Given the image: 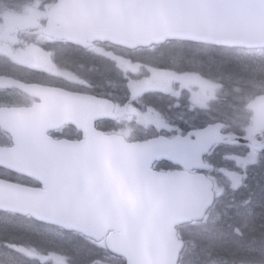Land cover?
Segmentation results:
<instances>
[{
    "label": "water",
    "instance_id": "1",
    "mask_svg": "<svg viewBox=\"0 0 264 264\" xmlns=\"http://www.w3.org/2000/svg\"><path fill=\"white\" fill-rule=\"evenodd\" d=\"M192 0H61L52 9V20L61 19V24L66 30L60 34L53 30V36L64 37L68 40L84 45L86 42L96 41L93 37H101L125 48L134 49L137 47H148L153 44H160L167 39H184L188 34L191 15H199L204 18L199 21L192 35L203 36L201 41L211 45L228 47H264V0H196L200 3L191 4ZM71 4L67 11L65 6ZM132 5V6H131ZM131 6V7H130ZM200 18V19H202ZM16 87L22 91L26 90L25 85L0 79V88ZM68 107L71 115L62 116L61 121L67 120L77 126L85 125L93 117L88 113L95 108L94 104L71 103L66 105L61 101L59 108L62 111ZM262 112L258 111L255 126L261 135H264L263 123L260 116L264 113V98L262 99ZM65 118V119H64ZM257 134L253 133L246 139H232L220 137L216 132L204 133L199 136L198 141L191 143L188 140H178L176 143H164V146H143L139 152L142 154L137 159L139 169L144 175H150L149 168L156 160H167L176 164L186 162H197L204 155L210 145L215 141L249 144L253 142ZM62 178L63 175L59 174ZM171 180L182 181L185 187H178L176 193L178 202L185 203L192 200L194 192L196 195L204 192L203 201L211 203L213 194L210 192L211 184L203 187L193 181L189 176L175 177L171 174H164ZM64 178V177H63ZM48 184L52 187L51 181ZM59 185V183H58ZM176 186V185H174ZM18 193L7 207L8 211L18 212L17 209L23 201L34 212L32 214L41 220L57 222L69 226V230L83 232L84 227H75L63 211L53 202L44 197H29ZM197 208L196 204L189 201ZM0 206L6 207V200L0 196ZM136 200L129 206L123 219V224L128 218L133 221H142L138 214ZM96 216V215H94ZM103 221L110 224L109 219L103 214L98 215ZM160 228V226H159ZM85 235L93 237L85 232ZM161 236V235H158ZM146 239L154 238L153 234H147ZM129 240V244H130ZM111 251L113 248L108 244ZM125 243L121 240L112 243L113 247L120 249ZM175 236L170 238V259L168 264H176L178 251L176 248ZM149 254V252L147 253Z\"/></svg>",
    "mask_w": 264,
    "mask_h": 264
},
{
    "label": "trees",
    "instance_id": "2",
    "mask_svg": "<svg viewBox=\"0 0 264 264\" xmlns=\"http://www.w3.org/2000/svg\"><path fill=\"white\" fill-rule=\"evenodd\" d=\"M144 52L146 53V64L151 67L200 70V72L203 71L207 75H215L218 79L221 78L226 83H229L225 84L228 87L227 91L230 93H233L236 88L237 90H243L244 93H253L258 88L264 87V76L260 72L263 68L252 66L246 61H237L225 54L221 55L212 48L202 50L194 46L172 45L170 48L161 50L158 53H153L150 50ZM59 61L63 65L77 70L82 69L88 73L92 78V83L99 89L113 91L115 85L119 82V78L113 76V67L100 58L80 54L73 49L69 51L63 49ZM259 82L261 83L259 84ZM235 96L236 100L242 99L239 95L235 94ZM224 98L228 104H225V107L221 109V115L235 119L232 112V109H235L234 104L230 103L231 99ZM234 194V197L227 199L229 204L219 205L213 209V218L217 219V223L213 225L215 232L213 234L197 232L191 241L196 243L203 255H215L220 261L228 264H231L239 256H247L248 249H251L249 251L254 254L261 245L259 240L264 241V220L260 223L261 221L255 219L258 215L264 219V197L256 199L257 211L251 215L247 211L249 195L246 185H242L239 191ZM2 216L4 218L15 217L10 214H2ZM257 222L259 224H255ZM8 223V221L0 220V242L2 239L21 241L19 237H14L12 226ZM246 225H250L251 228H248V230L254 233H251L247 238H245V233L242 236H238L235 233L236 229H239L242 234V230ZM13 228H17L18 232L24 231L26 233V236L22 237L24 242H38L44 245L58 246L61 252H66V254L70 255L68 262H73L74 264H92L102 256V250L98 248L101 245L91 242L82 236L68 233L67 237L58 241L41 235L37 228L30 225H18V227ZM18 235L23 234L18 233ZM48 251V249L44 250L45 253ZM195 254L199 255V252Z\"/></svg>",
    "mask_w": 264,
    "mask_h": 264
},
{
    "label": "bare ground",
    "instance_id": "3",
    "mask_svg": "<svg viewBox=\"0 0 264 264\" xmlns=\"http://www.w3.org/2000/svg\"><path fill=\"white\" fill-rule=\"evenodd\" d=\"M235 98L236 96L232 95L230 98V103H234L233 100ZM89 103L94 104L95 101L92 100ZM82 127L84 128V130H86L87 134L89 135L90 129L87 123L85 125H82ZM81 146L82 144L76 145V147L78 148H80ZM141 155L142 154L137 149L122 146L116 140H109L105 145H99L92 150H84L83 152L79 153L67 149H62L60 151H57L53 156L47 158V160L49 163L53 162L54 164L63 166V168H65L69 172H72L76 169L77 166H80L82 167V174H87L89 172L92 174L91 170L94 169V167L99 166L104 169L105 173L109 175L128 176L139 169L137 159ZM261 197L262 196L259 195L260 199Z\"/></svg>",
    "mask_w": 264,
    "mask_h": 264
},
{
    "label": "rangeland",
    "instance_id": "4",
    "mask_svg": "<svg viewBox=\"0 0 264 264\" xmlns=\"http://www.w3.org/2000/svg\"><path fill=\"white\" fill-rule=\"evenodd\" d=\"M0 5L3 7H9L7 9H0V11L4 12L5 15H9L12 17H26V16H28L29 19L35 18L38 13H42V14L46 15V13H47L46 10L48 7L47 0H0ZM116 61L120 67L129 66V63H127L126 59L117 58ZM131 66L134 67L135 73H140L141 71L144 70L143 69L144 67L140 64H131ZM161 78H162V80L159 83H151V82H148L147 80H143L140 83V85L139 84H137V85L142 86V87H146V88H152L155 85L163 83V84L168 85V87L170 89H172L174 87L183 88L184 85L187 84L189 88H192V89H189L191 92H195L197 90L204 91V89H205V86L202 87L201 85L194 83L193 79L188 80L187 78L182 77V76H176L174 74H164ZM260 83L261 82H259V84ZM137 85H135V84L131 85V90L133 92L139 91ZM197 87H201V88H197ZM172 93L176 94V95L178 94V93H174V92H172ZM233 102H234L233 103L234 106H236L239 102V99L236 100V98H235L233 100ZM146 116H148V118H153V116L149 113H147ZM146 116L138 113V115L135 116V119H137V121L144 127L153 126L156 128L154 120L150 122ZM144 119H147L149 121V123L145 122ZM261 188L264 189V185L259 186V188H258L259 191L261 190ZM255 219L259 220L261 222H263V220H264L259 215L256 216ZM13 227H18V225L17 224L12 225V232L15 234L14 237H19L22 240V237H25L26 233L24 231L18 232V230H16L17 228H13ZM18 233H22L23 235H18ZM54 236L57 238L59 237L58 234H54ZM22 259L26 264H44L46 261H48V260H40L36 257H22ZM50 259H53V257H50ZM59 261L60 260L57 259L55 262H59Z\"/></svg>",
    "mask_w": 264,
    "mask_h": 264
},
{
    "label": "flooded vegetation",
    "instance_id": "5",
    "mask_svg": "<svg viewBox=\"0 0 264 264\" xmlns=\"http://www.w3.org/2000/svg\"><path fill=\"white\" fill-rule=\"evenodd\" d=\"M0 20L5 21V26L8 27L9 20H8L7 17H1L0 16ZM19 24H20V27L23 25L21 22H19ZM43 25L44 24L41 23L38 26L37 32H35L33 34L34 36L38 35V32L42 29ZM17 32L18 31H13L11 33L12 34H16ZM22 41H23L22 39L14 38L13 41H12V43H13V47L12 48H16L18 46H22ZM65 49H67V51L72 50V48H67V47H65ZM79 51L81 53H84V51L82 49H80ZM109 53L110 54H116V51L110 50ZM34 66L36 67L35 69L38 70L36 75L39 77L36 80V83H38L40 85H43V86L51 87V88H58V89L68 90V91H71V92H74V93L80 92L79 90L75 89L72 85H70V83L67 80V77L63 78L62 74H59V73H57V74L50 73L53 70V68H52V66L49 63H42V62H40V60H35L34 61ZM0 74L1 75L12 76L9 73L8 74L7 73L3 74V73L0 72ZM60 80L62 82L59 85L58 83H59ZM11 95H13V96H11ZM0 96L3 97V99L5 101V103H0L1 107H9V106L15 104L16 101L20 102V104L23 107H31V105L36 103V101H37L36 99H34L32 97H29L26 94H23V93H21V92H19L17 90H14V89H12V90H4V91L0 90ZM89 112H91V111H89ZM146 138H147L146 134L142 133V135L140 137V140L144 141V140H146ZM158 138H160L159 129L158 128H154V129L151 130V132H149L147 140H149V139H158ZM164 163L165 162H160L159 164H164ZM1 170H3V169H1ZM247 170L251 171L252 169L247 167ZM161 171H164V170H161ZM172 171L180 172L181 168L174 166V167H172ZM253 178H254L253 175H251V173H250V179L253 180ZM254 184L255 183H253V182H250L248 184L249 201H252L253 199H255V196H257L256 190L254 188ZM257 188H259V187H257ZM262 190H264V189L261 188V190L259 191V195H261V196H262V194H261ZM262 197H264V196H262ZM262 211H263V208H262ZM249 233H254V232L249 231ZM249 250H251V249H249ZM257 256H262V253L257 254Z\"/></svg>",
    "mask_w": 264,
    "mask_h": 264
}]
</instances>
